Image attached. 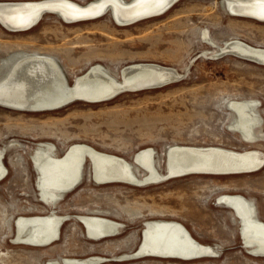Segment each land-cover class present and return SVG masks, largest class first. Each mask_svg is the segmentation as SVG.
Returning a JSON list of instances; mask_svg holds the SVG:
<instances>
[{
  "label": "rangeland",
  "instance_id": "obj_1",
  "mask_svg": "<svg viewBox=\"0 0 264 264\" xmlns=\"http://www.w3.org/2000/svg\"><path fill=\"white\" fill-rule=\"evenodd\" d=\"M38 1L43 0H0ZM70 1L85 5L93 0ZM222 1L180 0L165 14L129 26L118 25L109 13L77 23L47 13L23 32L0 24V83L17 61L33 56L55 60L71 86L96 65L117 78L136 64L173 68L183 76L160 89L122 93L107 103L76 102L53 112L0 105V148L6 147L3 162L8 171L0 182V264H52L91 256L111 260L105 264H264V257L254 256L243 244V224L234 211L218 205L223 196H243L264 223V166L249 174L192 175L136 187L97 184L88 161L81 184L56 208L58 215L70 217L61 227L60 240L30 247L18 244L14 236V222L20 217L47 216L49 211L39 200V175L32 162L40 144H53L59 158L68 148L84 145L132 165L136 153L152 149L163 172L175 147L259 151L264 159V139L246 144L232 130L235 114L229 107L232 101L258 102L264 133V65L219 52L233 41L264 50V22L232 15ZM95 213L122 224L121 235L89 240L76 217ZM150 221L181 223L217 254L196 261L116 262L139 247Z\"/></svg>",
  "mask_w": 264,
  "mask_h": 264
},
{
  "label": "bare ground",
  "instance_id": "obj_2",
  "mask_svg": "<svg viewBox=\"0 0 264 264\" xmlns=\"http://www.w3.org/2000/svg\"><path fill=\"white\" fill-rule=\"evenodd\" d=\"M175 0H93L80 5L70 0H43L38 2H0V24L11 32L34 28L44 11L59 13L67 23L96 20L106 15L108 8L120 26H129L145 19L165 14ZM225 8L232 15L264 22V0H225ZM222 1V4L224 3ZM224 5V4H223ZM52 13V14H53ZM47 14V13H46ZM41 17V19H40ZM264 65V50L243 42H230L219 51ZM15 66V67H14ZM0 83V105L22 111L53 112L76 102L100 104L111 102L122 93L160 89L176 83L183 76L173 69L155 64H136L124 68L120 77L112 75L103 66H93L86 74L68 83L59 64L46 57H27L14 64ZM12 70V69H11ZM5 81V82H4ZM256 101H232L230 109L235 114L232 130L248 145L264 139L260 129L261 119L256 112ZM228 108V110L230 111ZM13 146V145H12ZM6 147L0 148V182L7 174L4 164ZM93 167L92 179L100 185L128 184L148 187L171 179L192 175H239L261 170L263 154L259 151L238 153L220 148L175 147L168 152L166 171L156 165L155 152L144 149L134 156L132 165L123 158L103 154L88 146L68 148L63 157L57 156L53 144H40L35 149L32 162L38 171L36 189L40 201L49 207L47 216L18 217L14 222L17 243L30 247H48L60 240L61 227L70 219L57 214L58 205L81 184L85 165ZM136 164V165H135ZM142 172L145 175H141ZM218 205L234 211L242 224L241 240L254 256L264 257V223L251 202L240 195L219 198ZM87 238L94 242L121 235L123 225L95 213L77 216ZM76 218H73L76 220ZM217 251L198 242L181 223L171 221L147 222L139 247L123 254L116 262L155 258L162 260L196 261L215 257ZM111 260L91 256L82 259H64L52 264H105Z\"/></svg>",
  "mask_w": 264,
  "mask_h": 264
},
{
  "label": "water",
  "instance_id": "obj_3",
  "mask_svg": "<svg viewBox=\"0 0 264 264\" xmlns=\"http://www.w3.org/2000/svg\"><path fill=\"white\" fill-rule=\"evenodd\" d=\"M223 1H225V0H223ZM178 2V0H175L174 2H172V4H170L166 9L167 10H169L175 3H177ZM109 10H107L106 11V13L105 14H110L111 15V17L113 18V20L114 21H116V18H115V16H114V14H113V12H112V9L111 8H108ZM229 11V10H228ZM46 13H53V12H47V11H44L42 14H41V17H43ZM53 14H56L57 16H59V17H61L62 19H63V17L62 16H60V14L59 13H53ZM41 17H40V19H41ZM64 21V20H63ZM66 22V21H65ZM118 24V23H117Z\"/></svg>",
  "mask_w": 264,
  "mask_h": 264
}]
</instances>
